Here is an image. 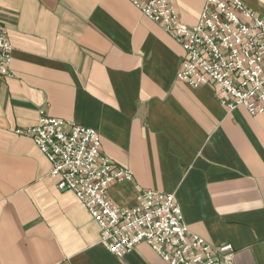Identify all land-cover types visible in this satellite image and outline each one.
Returning <instances> with one entry per match:
<instances>
[{
    "label": "crops",
    "instance_id": "crops-1",
    "mask_svg": "<svg viewBox=\"0 0 264 264\" xmlns=\"http://www.w3.org/2000/svg\"><path fill=\"white\" fill-rule=\"evenodd\" d=\"M206 0H173L181 23ZM264 16V0H243ZM13 77L0 78V264H165L144 244L122 258L70 191L56 189L31 138L39 113L91 129L130 170L107 196L172 194L188 230L231 245L234 264H264V113L228 112L208 84L176 80L183 49L129 0H0Z\"/></svg>",
    "mask_w": 264,
    "mask_h": 264
},
{
    "label": "built area",
    "instance_id": "built-area-1",
    "mask_svg": "<svg viewBox=\"0 0 264 264\" xmlns=\"http://www.w3.org/2000/svg\"><path fill=\"white\" fill-rule=\"evenodd\" d=\"M129 1L181 44L178 82L193 89L215 86L228 112L264 113V16L243 0H206L198 22L185 26L173 0ZM12 51L0 26V78L13 77ZM15 133L31 138L56 189L74 194L98 225L100 244L115 258L144 244L165 264H234L231 245L213 246L188 230L172 194L142 191L133 208L115 206L107 196L110 185L130 182L132 173L101 154L100 138L91 129L40 112L35 126Z\"/></svg>",
    "mask_w": 264,
    "mask_h": 264
}]
</instances>
